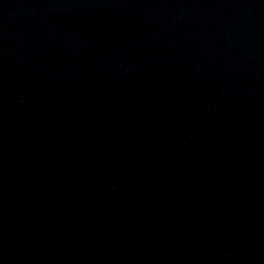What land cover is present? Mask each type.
<instances>
[{
  "label": "water",
  "instance_id": "water-1",
  "mask_svg": "<svg viewBox=\"0 0 264 264\" xmlns=\"http://www.w3.org/2000/svg\"><path fill=\"white\" fill-rule=\"evenodd\" d=\"M0 264H264V0H0Z\"/></svg>",
  "mask_w": 264,
  "mask_h": 264
}]
</instances>
